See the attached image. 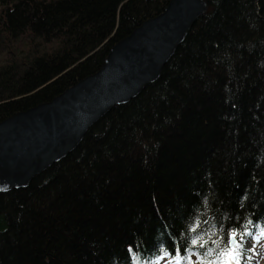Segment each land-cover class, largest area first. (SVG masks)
<instances>
[{"label":"trees","instance_id":"obj_1","mask_svg":"<svg viewBox=\"0 0 264 264\" xmlns=\"http://www.w3.org/2000/svg\"><path fill=\"white\" fill-rule=\"evenodd\" d=\"M169 0H0V121L50 101ZM207 10L156 81L0 193V264H225L264 235V0Z\"/></svg>","mask_w":264,"mask_h":264},{"label":"water","instance_id":"obj_2","mask_svg":"<svg viewBox=\"0 0 264 264\" xmlns=\"http://www.w3.org/2000/svg\"><path fill=\"white\" fill-rule=\"evenodd\" d=\"M205 0H169L108 51L101 67L50 101L0 121V193L25 188L63 159L112 107L135 98L156 81L183 42ZM236 241L228 237V248Z\"/></svg>","mask_w":264,"mask_h":264},{"label":"rangeland","instance_id":"obj_3","mask_svg":"<svg viewBox=\"0 0 264 264\" xmlns=\"http://www.w3.org/2000/svg\"><path fill=\"white\" fill-rule=\"evenodd\" d=\"M0 56V61H1ZM156 264H180L179 262L160 261ZM225 264H264V235H247L235 243L230 259Z\"/></svg>","mask_w":264,"mask_h":264}]
</instances>
